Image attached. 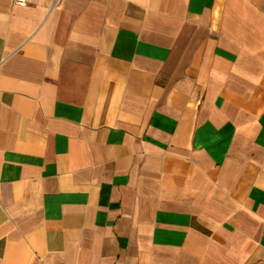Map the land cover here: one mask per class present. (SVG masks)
Returning a JSON list of instances; mask_svg holds the SVG:
<instances>
[{
    "label": "crops",
    "instance_id": "crops-1",
    "mask_svg": "<svg viewBox=\"0 0 264 264\" xmlns=\"http://www.w3.org/2000/svg\"><path fill=\"white\" fill-rule=\"evenodd\" d=\"M0 264H264V0H0Z\"/></svg>",
    "mask_w": 264,
    "mask_h": 264
},
{
    "label": "built area",
    "instance_id": "built-area-1",
    "mask_svg": "<svg viewBox=\"0 0 264 264\" xmlns=\"http://www.w3.org/2000/svg\"><path fill=\"white\" fill-rule=\"evenodd\" d=\"M17 5H27V0H14Z\"/></svg>",
    "mask_w": 264,
    "mask_h": 264
}]
</instances>
